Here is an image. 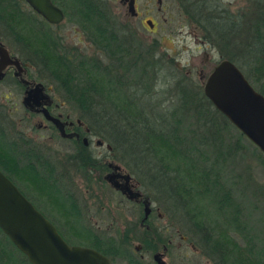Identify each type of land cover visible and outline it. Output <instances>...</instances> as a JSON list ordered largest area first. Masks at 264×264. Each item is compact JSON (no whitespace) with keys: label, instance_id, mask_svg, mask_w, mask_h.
<instances>
[{"label":"trees","instance_id":"16d2710c","mask_svg":"<svg viewBox=\"0 0 264 264\" xmlns=\"http://www.w3.org/2000/svg\"><path fill=\"white\" fill-rule=\"evenodd\" d=\"M96 1L70 0L72 11L69 14L63 2L54 0L63 8L64 16L79 22L87 39L103 54V61L95 55L71 56L48 32L32 31L30 24L34 23L29 15L19 10V0H0V20H5L12 30L27 33V36L23 34L22 44L31 54V61L38 59L49 77L58 81L64 98L76 107L79 121L85 124L88 132L98 135L109 146L110 157L135 163L136 168L149 177L148 181L167 195L170 209H183L184 218L193 228L192 233L198 236L201 254L215 264H264V244L256 246L250 241L249 226L240 216L242 206L220 179L219 159L223 161L224 155H230L233 146L223 142L221 122L214 117L215 113H219L221 120H228L215 108L211 110L207 104L210 101L198 88H189L182 80L176 82L179 98L176 107L165 108L163 100L152 99L154 75L147 73L145 63L134 72L135 60L129 66L134 70L133 75L127 70L128 64L123 66L127 49L118 42L108 17ZM180 2L202 30V39L215 46L222 57L235 62L264 96V21L261 18L264 5L254 1V13L247 21L243 19L244 15L229 13L220 0ZM22 20L25 26V22L30 24L17 26L23 23ZM191 106L197 118L204 114L208 118L211 116L207 124L209 129L204 128L208 131L206 136L193 134L191 129L182 127L179 110ZM238 133V136H244L239 130ZM2 137L0 130V155L6 154ZM205 141L211 147V156L202 152ZM70 142L72 151L67 160L73 166L105 169V162L92 154L83 141L71 139ZM47 168L45 161L34 163L29 158L22 165H12L10 171L0 163L2 172L21 173L36 182L41 190L52 185L56 191L57 184L48 179L49 173H45ZM63 199L69 201V215L77 216L73 200L68 196ZM73 233L80 237L85 235L86 245L108 256L116 252L131 255L124 243L118 245L112 239L104 240L93 235L90 229L74 230ZM237 236L240 241L236 240ZM104 247L113 252L109 253ZM0 264H31L1 230Z\"/></svg>","mask_w":264,"mask_h":264},{"label":"rangeland","instance_id":"374dc122","mask_svg":"<svg viewBox=\"0 0 264 264\" xmlns=\"http://www.w3.org/2000/svg\"><path fill=\"white\" fill-rule=\"evenodd\" d=\"M55 1L63 2L67 7V13L70 14L72 11V7L69 5L70 0ZM220 1L229 13L244 15L243 19L247 21L254 13V1L260 6L264 5V0ZM96 3L108 17L109 25L116 33L118 42L127 49V53L123 55V66L128 64L127 70L129 69L130 74L133 75L131 72L134 70L129 66L135 60L136 70L134 72H138L139 66L145 63L147 73L154 75L152 99L163 100L165 108L176 107L179 104L176 82L180 80L185 81L189 88L191 86L195 90L198 88L202 93L203 79L222 56L215 46L202 39V30L187 15L180 0H134L136 15L132 16L126 10V2H121V0H97ZM19 10L22 14L31 17L30 20L34 24L28 23L32 26V31L37 29L34 21L37 22L39 18L33 14L31 9L20 3ZM262 11L264 12V10ZM261 18L264 21L263 13ZM146 19L155 22V26H148L145 22ZM28 23L25 22L26 26ZM16 25L26 27L24 21ZM44 25L46 24H40V26ZM13 29L8 27L5 20H0V41L29 68L31 77L47 87V92L52 96L54 103L58 105L53 108L54 111L67 113L68 119L74 121L78 118V111L71 102L64 98L58 81L49 77L38 59L31 61V54L22 44L23 34L27 36V33ZM46 29L50 31V36L56 39V43L65 48L71 56L75 54V56L95 55L102 61L104 60L103 54L87 39L86 32L75 19L71 18L70 20L65 15L58 23L46 25ZM29 37L35 38L33 35ZM207 104L211 110H215L211 103L207 102ZM192 108V106L181 107L179 110L182 127L191 129L193 134L200 133L206 136L209 129L208 120L212 118L211 116L208 118V115L205 114L197 118ZM217 114L219 113L217 112ZM217 114L215 113L214 117H217L221 122L219 127L223 142L233 146L230 155H224L223 161L219 159L220 179L225 186L230 188L233 197L242 206V215L240 216L249 226L250 241L259 246L264 244V154L245 136H238V129L229 121L221 120ZM37 117L36 115L27 116L20 104V93H17L6 82H0L1 133L4 134L6 140L13 142L20 153L27 146L33 145L34 148H37L38 151L34 152L40 161L47 163L48 168L45 173H49L48 179L57 184L58 190L55 191L52 185L41 190L36 182L21 173H12L13 178L31 199L36 201L34 206L42 209L59 226L66 237H75L72 239L73 242L85 244L87 239L79 235L71 236L65 227L66 223H72V226L79 228H83L82 224H84L93 232L106 235L101 237L102 239H112L115 243L116 240L126 239L128 248L132 250L133 245L137 244L138 240L142 236L145 237L146 234L145 230L137 225L138 205L111 188L102 177L105 169L93 166L78 168L73 166L70 160L66 161V152L68 158L72 151L71 142L67 140V151H65L64 140L54 137L48 129H36ZM82 124L80 129L81 133H84L85 124ZM85 135L89 138L88 149L92 154L101 157V162L112 160L119 164L132 176L137 189L149 198L151 206L157 207V212H166L171 215V221L165 215L162 219H152L150 222L154 225L156 223L158 225L174 223L178 226L179 233L184 236L183 239L179 235L171 236L172 246L167 254V259L171 260L173 264H215L211 258L200 253L198 246L200 241L198 236L192 233L193 228L190 221L184 218L182 208L170 209V200L169 198V201L167 200V195L160 189L157 190L148 181L149 177L143 175V172L136 168L135 163L122 158L112 159L105 141L90 132ZM96 139H100L101 143L96 144ZM204 143L206 144L202 146V152L211 156L210 145L207 144V141ZM4 155L7 161L4 160ZM4 155H0L2 162L0 163L10 171L12 163L9 161V155L7 153ZM62 193L64 198L68 196L73 200L78 212V215L75 214L77 216L69 215L67 212L66 202L69 201H64ZM50 195H55L57 199L49 198ZM60 200L64 202L65 207ZM207 208L210 210L209 207ZM209 214L213 215L211 212ZM240 239L239 236L236 237L237 241ZM177 243L180 244L179 254L175 247ZM107 251L113 252V250L110 251V248ZM112 261V264H119L118 260Z\"/></svg>","mask_w":264,"mask_h":264},{"label":"water","instance_id":"95a60500","mask_svg":"<svg viewBox=\"0 0 264 264\" xmlns=\"http://www.w3.org/2000/svg\"><path fill=\"white\" fill-rule=\"evenodd\" d=\"M24 1L48 22L57 23L64 17L62 9L51 0ZM125 2L127 12L131 16L135 15L134 0ZM145 22L152 27L151 19H146ZM5 63H13L19 67L17 59L10 58L6 47L0 43V68ZM42 89V83L35 82L32 88L25 90L22 103L40 104L35 110L57 125L58 118L48 112L44 100L47 94ZM202 93L217 111L264 154V96L253 87L235 62L226 57L220 58L203 79ZM71 135V132H67L68 137ZM95 143L100 144L101 140L96 139ZM107 165L113 171L106 172L104 180L126 197H136L139 191L130 189L127 184L130 175L127 172L118 173L123 179L118 181L115 170L120 165L115 162H108ZM147 211L148 203L145 198L143 217ZM0 230L31 264H110L107 255L93 247L67 243L53 223L1 170ZM153 258L156 264H165L161 252H155Z\"/></svg>","mask_w":264,"mask_h":264},{"label":"flooded vegetation","instance_id":"af4514ba","mask_svg":"<svg viewBox=\"0 0 264 264\" xmlns=\"http://www.w3.org/2000/svg\"><path fill=\"white\" fill-rule=\"evenodd\" d=\"M19 1H20V3H22L24 5H27L30 8V6L24 0H19ZM51 1L54 2V0H51ZM121 2H125V0H121ZM19 6H20V4H19ZM59 7L62 9L63 14H64L63 8L61 6H59ZM31 11L40 20V22H39V20H37V22H36V20L34 21L36 26H37V31H39V32L40 31H46V32H48L50 34V31L46 29V25L49 26L50 24H56V23L48 22L43 17H41V15H39L37 12H35L34 10L31 9ZM43 22L46 25H44L43 27H40V24L43 23ZM152 23H153L152 26H155L156 23L155 22H152ZM0 43L4 46V44L1 41H0ZM6 50H7L8 56L10 58H16L17 59L19 67L15 66L13 63H5L0 68V72L2 73L0 75V82H6V84L11 86L17 93H20V104L22 106V110L24 111V113L27 116H30V115L38 116L37 117L38 121L36 122V125H35L36 129L37 130H39V129H48L49 131H51L53 133L54 137H57L60 140H64V150L65 151H67V140L70 142L71 139H76V140L80 139L81 141H83L85 143V145L88 146L89 138H88L87 135H85V134H87L88 129L86 127H83V130H84L85 134L84 133H80L81 131H79L78 127H82L83 124L79 121L78 118H76L73 121L71 119H68V114L67 113L63 114L61 111H54L53 108L55 106H58V105L56 103H54L52 96L47 92V87L44 84H42L43 85L42 91L47 94V97L44 99L45 102H46L45 105H46V108H47L48 112L51 115H53V116L58 118L57 125L54 124L52 121L44 118V116L42 115V113L40 111L35 110L36 108L40 107V104L39 105H34V104L33 105L32 104L31 105H24L22 103V97L25 94V90L32 88L34 83L38 82V80H35L33 77L30 76L29 68L16 55H14L11 51H9V49L7 47H6ZM40 102H43V101L40 100ZM67 132H71L72 135L70 137H68L67 136ZM2 135H3L2 144L4 146L3 148H4L5 152L7 153V155H9L8 156L10 158L9 161L12 163V165H16V166L22 165L24 162H26V158H29L34 163H37L39 161V159H38V157H37V155L35 153V152L38 151V149L34 148L33 145L32 146H27L25 148V150H23L22 153H20V150L19 149L17 150V148L13 144V142H10L9 140H6L4 138V134H2ZM83 137H85V139H83ZM107 147H108L107 149H110L108 145H107ZM4 156H2V157H4ZM97 157H99V156H97ZM4 160L7 161L6 156H5ZM65 160L67 161V152L65 154ZM108 162H114V161H112V160L105 161V166L106 167H105L104 174L106 172H108V171H113L112 168L107 165ZM115 171L117 172V175L115 176V178L118 181H123L122 177H120L118 173H125L127 171H125L121 166H120L119 169H117ZM3 173L14 183V185L17 187V189L23 195H25L31 201V203L34 205L36 201L34 202V200L31 199V197L22 189L21 185L16 181V179L13 178L12 175H9L6 172H3ZM127 173L129 174V172H127ZM127 184H128V187L130 189L139 191L137 189L136 183H135V181H133L131 175H130V177L128 179ZM114 190L119 192L116 189H114ZM119 193L122 194L121 192H119ZM122 195L127 200L132 201V202H134V203H136L138 205L139 214H138L137 225L140 228H143L145 230L146 234H145V237L142 236L138 240L137 244L133 245L132 250H130L128 248V250L131 252L130 256L125 255V254H119L117 252L114 253L111 256L107 255V257L110 260V264L113 263L112 260H114V259L118 260L117 262L119 264H156V262H155V260L153 258V254L155 252H161L162 253V258H163L165 264H173L171 262V260L167 259V254L171 250V246H172L171 245V236H173V234L179 235V237L181 239H183L184 236L179 233L178 226H176V224H174V223H160L159 225L157 223L155 225L150 223L152 219L153 220L154 219H160V218L162 219L165 215H167L168 220L171 221V219H172L171 215L166 213V212H162V213L161 212L160 213L157 212L156 211L157 207L151 206L149 198L146 195H143V193L141 191H139V194L136 197H132V198L126 197L124 194H122ZM63 196H64V194L62 195V197ZM145 198H146V201L148 203V211H147L146 216L143 217L144 216V213H143V200ZM53 199H57V197L54 195ZM64 201H66V200H64ZM36 208L38 209V207H36ZM40 211L43 213V215L51 223H53V225L55 226L57 231L60 233V235L64 239L67 240V243H69V244L86 245V244H82V243H78V242H73L72 239L75 238L74 235H77V234L73 233V231L74 230H87V229H90V228H87L86 226H84V224H82L83 228H79V227L72 226V223H68V224L66 223L65 227L67 228V231H69L71 236H73L74 238H70L68 236L66 237V235L61 231V229H59V226L56 223H54V221L52 219H50L45 214V212L42 209ZM164 232H166V233H164ZM93 235L99 236L100 238L103 237V236L104 237L106 236V235H103V234H98L96 232H93ZM81 236L84 237L85 235L81 234ZM104 240H107V239L105 238ZM116 243L118 245L121 244V243H124L123 245L128 247V244H127L128 240H126V239H123L121 241L116 240ZM86 246H88V245H86ZM175 247H176V250H177V252L179 254L180 244L177 243L175 245ZM129 258L132 261L129 260Z\"/></svg>","mask_w":264,"mask_h":264}]
</instances>
